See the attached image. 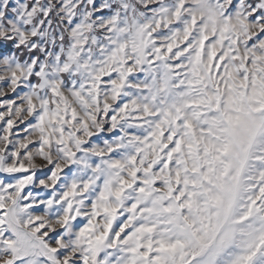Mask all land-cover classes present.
Wrapping results in <instances>:
<instances>
[{
    "label": "snow or ice",
    "instance_id": "snow-or-ice-1",
    "mask_svg": "<svg viewBox=\"0 0 264 264\" xmlns=\"http://www.w3.org/2000/svg\"><path fill=\"white\" fill-rule=\"evenodd\" d=\"M0 264H264V0H0Z\"/></svg>",
    "mask_w": 264,
    "mask_h": 264
},
{
    "label": "rangeland",
    "instance_id": "rangeland-1",
    "mask_svg": "<svg viewBox=\"0 0 264 264\" xmlns=\"http://www.w3.org/2000/svg\"><path fill=\"white\" fill-rule=\"evenodd\" d=\"M11 95V94H10ZM22 127V126H21Z\"/></svg>",
    "mask_w": 264,
    "mask_h": 264
}]
</instances>
